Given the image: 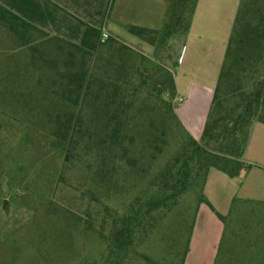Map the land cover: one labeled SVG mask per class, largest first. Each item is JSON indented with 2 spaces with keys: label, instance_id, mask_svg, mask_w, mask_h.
Here are the masks:
<instances>
[{
  "label": "trees",
  "instance_id": "1",
  "mask_svg": "<svg viewBox=\"0 0 264 264\" xmlns=\"http://www.w3.org/2000/svg\"><path fill=\"white\" fill-rule=\"evenodd\" d=\"M198 3L169 0L160 30L131 27L129 32L160 50L175 36L189 34ZM81 23L84 39L74 43L52 37L0 5V24L21 47L29 48L30 65L35 69L42 63L48 70H56L55 96L46 93L43 98L50 116L46 120L53 136L51 146L63 155L64 165L86 157L93 160L94 185L116 200L115 207L105 206L99 229L85 218L72 222L82 221L87 231L98 236L107 261L125 263L180 199L199 186L202 195L181 258L180 264H184L200 204L206 203L216 212L204 195L210 170L234 179L251 168L243 160L251 129L255 122L264 124V0L240 3L200 141L186 131L176 113L172 71L114 37L104 39L101 29ZM54 41L58 42V59L48 52ZM149 84L158 104L139 106L140 92ZM165 94L170 101L163 99ZM41 104L37 101L30 108L37 111ZM177 127L185 136L173 156L158 165L177 137ZM25 190L19 184L14 193ZM245 207L264 204H236L227 216L216 212L225 227L216 264H264V229L252 231L256 234L252 238H248L247 224L238 231L230 229L231 217L241 216ZM182 217L179 225L185 222ZM235 251L251 253L247 260L238 261Z\"/></svg>",
  "mask_w": 264,
  "mask_h": 264
},
{
  "label": "rangeland",
  "instance_id": "2",
  "mask_svg": "<svg viewBox=\"0 0 264 264\" xmlns=\"http://www.w3.org/2000/svg\"><path fill=\"white\" fill-rule=\"evenodd\" d=\"M123 38L138 53L170 71L183 50L181 40L175 44L169 41L155 51L131 34ZM48 52L58 59V42H52ZM30 58L29 48L21 47L0 24V264H180L201 187L185 194L125 263L107 261L106 248L81 222L84 218L92 220L99 229L105 206L115 207L116 200L94 185L93 160L86 157L64 165L63 155L51 146L53 136L46 120L50 116L43 98L58 88L56 70H48L42 63L34 69ZM152 89L151 84L142 89L139 106L158 104ZM163 99L170 101L168 94ZM37 101L45 106L32 110L30 106H36ZM177 103L173 101L174 106ZM196 110L201 114L202 109ZM175 133L177 137L158 165L173 156L185 136L180 127ZM19 184L26 190L15 194ZM182 214L185 222L179 225ZM76 218L82 221L72 222ZM231 219L230 229L238 231L247 224L251 232L248 238H252L254 231L264 229V207H245L241 216ZM235 253L236 260L241 261L251 252Z\"/></svg>",
  "mask_w": 264,
  "mask_h": 264
},
{
  "label": "crops",
  "instance_id": "3",
  "mask_svg": "<svg viewBox=\"0 0 264 264\" xmlns=\"http://www.w3.org/2000/svg\"><path fill=\"white\" fill-rule=\"evenodd\" d=\"M241 1L199 0L189 34L170 40L174 44L181 40L183 45L179 60L171 70L177 88L175 110L186 131L198 141L208 119ZM168 2L0 0V5L52 37L80 43L85 35V26L81 23L84 22L126 44L123 37L131 34V27L160 30L166 19ZM196 108L202 109L201 114ZM243 160L251 168L243 170L237 178L232 179L217 169L209 172L204 195L223 216L229 215L236 204H264L263 123L253 124ZM216 212L206 203L200 204L184 264H216L225 229Z\"/></svg>",
  "mask_w": 264,
  "mask_h": 264
},
{
  "label": "built area",
  "instance_id": "4",
  "mask_svg": "<svg viewBox=\"0 0 264 264\" xmlns=\"http://www.w3.org/2000/svg\"><path fill=\"white\" fill-rule=\"evenodd\" d=\"M108 38V35L107 34H104V39H107Z\"/></svg>",
  "mask_w": 264,
  "mask_h": 264
}]
</instances>
